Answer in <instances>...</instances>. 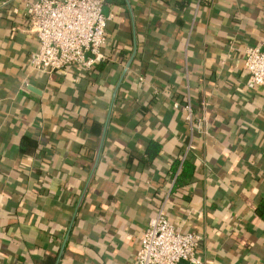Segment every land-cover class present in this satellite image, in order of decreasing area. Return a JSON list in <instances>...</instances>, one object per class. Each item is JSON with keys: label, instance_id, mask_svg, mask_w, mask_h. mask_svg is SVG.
I'll list each match as a JSON object with an SVG mask.
<instances>
[{"label": "crops", "instance_id": "crops-1", "mask_svg": "<svg viewBox=\"0 0 264 264\" xmlns=\"http://www.w3.org/2000/svg\"><path fill=\"white\" fill-rule=\"evenodd\" d=\"M22 11L0 8V264H136L166 195L202 264H264V89L243 65L264 0H104L105 60L52 77Z\"/></svg>", "mask_w": 264, "mask_h": 264}, {"label": "built area", "instance_id": "built-area-1", "mask_svg": "<svg viewBox=\"0 0 264 264\" xmlns=\"http://www.w3.org/2000/svg\"><path fill=\"white\" fill-rule=\"evenodd\" d=\"M12 1L22 4L28 29L38 41L37 49L28 57L30 72L52 77L69 66L88 69L105 60L101 51L106 43V22L111 16L102 14L104 0H0V8ZM9 11L17 14L19 10L10 7ZM243 65L249 74L248 88L264 89V38L260 47L244 50ZM206 105L202 103V108ZM181 106L185 121L192 126L189 92ZM197 122L199 126L200 120ZM191 149L188 145L185 153ZM167 197L161 200L139 238L135 263L177 264L186 261L188 264H202L196 255L201 238L193 233L179 232L170 223L166 211Z\"/></svg>", "mask_w": 264, "mask_h": 264}, {"label": "trees", "instance_id": "trees-1", "mask_svg": "<svg viewBox=\"0 0 264 264\" xmlns=\"http://www.w3.org/2000/svg\"><path fill=\"white\" fill-rule=\"evenodd\" d=\"M185 103V101L182 103V104H184ZM259 212H260V215L262 216V217H264V200L261 202V204L259 205Z\"/></svg>", "mask_w": 264, "mask_h": 264}, {"label": "water", "instance_id": "water-1", "mask_svg": "<svg viewBox=\"0 0 264 264\" xmlns=\"http://www.w3.org/2000/svg\"><path fill=\"white\" fill-rule=\"evenodd\" d=\"M129 63H130V62H129ZM128 65H129V64H127V67H126V68H128ZM125 71H126V70H124L123 74L125 73Z\"/></svg>", "mask_w": 264, "mask_h": 264}]
</instances>
